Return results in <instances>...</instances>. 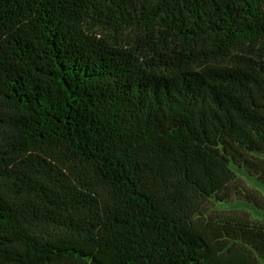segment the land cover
I'll list each match as a JSON object with an SVG mask.
<instances>
[{"label": "trees", "instance_id": "obj_1", "mask_svg": "<svg viewBox=\"0 0 264 264\" xmlns=\"http://www.w3.org/2000/svg\"><path fill=\"white\" fill-rule=\"evenodd\" d=\"M264 0H0V264H263Z\"/></svg>", "mask_w": 264, "mask_h": 264}, {"label": "rangeland", "instance_id": "obj_2", "mask_svg": "<svg viewBox=\"0 0 264 264\" xmlns=\"http://www.w3.org/2000/svg\"><path fill=\"white\" fill-rule=\"evenodd\" d=\"M231 167L239 184L257 190L264 200V185L257 182L254 177L248 176L243 168H238L236 166ZM203 206L204 207L200 208L201 211L203 210V214L198 216L202 222L217 215L246 212L253 222L264 226V209H258L251 203L246 202L240 193L233 194L228 200L222 202L211 199ZM261 263L264 264V261L261 260Z\"/></svg>", "mask_w": 264, "mask_h": 264}]
</instances>
